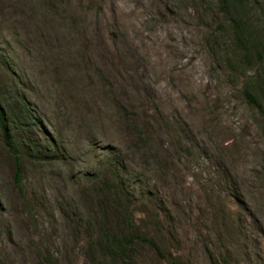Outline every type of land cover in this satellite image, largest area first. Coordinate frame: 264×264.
Returning <instances> with one entry per match:
<instances>
[{
	"label": "rangeland",
	"instance_id": "obj_1",
	"mask_svg": "<svg viewBox=\"0 0 264 264\" xmlns=\"http://www.w3.org/2000/svg\"><path fill=\"white\" fill-rule=\"evenodd\" d=\"M232 16L0 0V264H264V117L241 93L264 62L241 64Z\"/></svg>",
	"mask_w": 264,
	"mask_h": 264
},
{
	"label": "trees",
	"instance_id": "obj_2",
	"mask_svg": "<svg viewBox=\"0 0 264 264\" xmlns=\"http://www.w3.org/2000/svg\"><path fill=\"white\" fill-rule=\"evenodd\" d=\"M224 11L232 13L231 28L233 38L238 51L241 64L247 70L254 62H264V32H251L248 19L245 17V0H219ZM250 30V31H249ZM242 96L244 101L264 117V71H256L252 80L242 84ZM0 126L6 146L10 145L9 132L6 128L5 112L0 105ZM14 178L18 183L20 179V163L18 155L15 154Z\"/></svg>",
	"mask_w": 264,
	"mask_h": 264
}]
</instances>
